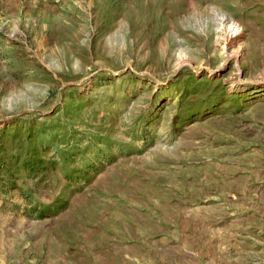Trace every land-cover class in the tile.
Returning <instances> with one entry per match:
<instances>
[{"label":"rangeland","instance_id":"1","mask_svg":"<svg viewBox=\"0 0 264 264\" xmlns=\"http://www.w3.org/2000/svg\"><path fill=\"white\" fill-rule=\"evenodd\" d=\"M0 264H264V0H0Z\"/></svg>","mask_w":264,"mask_h":264}]
</instances>
